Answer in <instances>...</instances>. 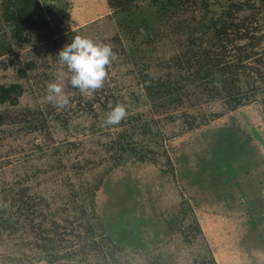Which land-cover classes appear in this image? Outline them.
Segmentation results:
<instances>
[{"label": "rangeland", "instance_id": "rangeland-1", "mask_svg": "<svg viewBox=\"0 0 264 264\" xmlns=\"http://www.w3.org/2000/svg\"><path fill=\"white\" fill-rule=\"evenodd\" d=\"M230 1L207 0L206 18ZM38 2L46 14L52 6L59 33L0 46V84L20 86L14 105L0 104V264H197L207 254L264 264V64L245 63L262 91L229 109L180 62L206 45L189 35L199 2L180 0L157 18L151 0H134L129 16L106 0ZM240 20L264 59V0L242 4L232 13ZM76 35L117 55L102 89L68 85L70 104L57 109L47 84L67 72L58 53ZM143 72L178 101L148 99ZM116 104L126 118L104 126Z\"/></svg>", "mask_w": 264, "mask_h": 264}, {"label": "trees", "instance_id": "trees-1", "mask_svg": "<svg viewBox=\"0 0 264 264\" xmlns=\"http://www.w3.org/2000/svg\"><path fill=\"white\" fill-rule=\"evenodd\" d=\"M134 0H106L108 6L112 9H120L121 14L129 16L128 11L131 10V3ZM156 5L159 15H162L163 10L170 7H177L180 0H151ZM191 2H199L201 9L205 10L201 18L196 20L192 28L194 31H189L192 42L205 41L206 45H200L196 51H193L183 61L192 64L190 75L194 81L199 83L207 95V97L220 96L224 98L226 107L235 109L240 104L246 102L249 96L256 92H261L254 85L256 77L251 72V67L245 63L254 59L260 64H264V59L256 56L257 51L256 41L252 28H248L243 23V20L238 22L232 21V13L239 10L242 4L247 0L230 1L226 3V7H222L217 13L211 14L206 18L207 0H185ZM52 6H48L47 14L52 16ZM42 12L38 0H0V46L5 45L4 49H9L10 46H17L20 43L28 41L27 33L29 31H41L43 37L51 38L56 33H59L57 27H52L49 16ZM136 19L130 21L124 20L125 25H132ZM141 25L143 28L148 26V20L142 19ZM136 26L130 27L128 30H136ZM7 28V39L6 31ZM251 30V31H248ZM231 33L233 37H228ZM203 37V38H202ZM239 42V43H235ZM142 87L145 91V96L148 99L158 98L163 106V102H177L175 88L171 89L167 81L163 79H153L148 73H142L140 76ZM255 79V81H254ZM249 92V93H248ZM255 92V93H254ZM20 94V86L17 83L0 84V104L7 103L14 105L17 102V97ZM248 96V97H247ZM264 107V96L262 98ZM4 120V116L0 113V123ZM258 138V134L255 132ZM124 150V149H123ZM226 152L217 155L218 161L226 159ZM95 188V187H94ZM93 191V190H92ZM90 200H92L90 198ZM194 230L196 227H194ZM118 232V231H117ZM111 237H116L111 234ZM106 239V238H105ZM109 239L105 240V244L109 245ZM197 264H215L212 256L207 254Z\"/></svg>", "mask_w": 264, "mask_h": 264}, {"label": "clouds", "instance_id": "clouds-1", "mask_svg": "<svg viewBox=\"0 0 264 264\" xmlns=\"http://www.w3.org/2000/svg\"><path fill=\"white\" fill-rule=\"evenodd\" d=\"M116 55L111 44L74 36L58 53L59 61L67 72L57 73L56 79L47 84V100L57 109H65L70 104L66 91L68 85L82 93L102 89ZM126 116L125 105L116 104L107 113L104 126L118 125Z\"/></svg>", "mask_w": 264, "mask_h": 264}]
</instances>
